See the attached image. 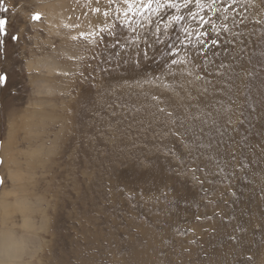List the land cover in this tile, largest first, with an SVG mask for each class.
<instances>
[{"label":"rangeland","instance_id":"obj_1","mask_svg":"<svg viewBox=\"0 0 264 264\" xmlns=\"http://www.w3.org/2000/svg\"><path fill=\"white\" fill-rule=\"evenodd\" d=\"M2 1L0 264H264V0Z\"/></svg>","mask_w":264,"mask_h":264},{"label":"trees","instance_id":"obj_2","mask_svg":"<svg viewBox=\"0 0 264 264\" xmlns=\"http://www.w3.org/2000/svg\"><path fill=\"white\" fill-rule=\"evenodd\" d=\"M6 12H7V8H6V5H5V3L2 1V0H0V19H8V16L6 15ZM13 33H16L15 31H12L11 32V38L13 39ZM6 35V34H8V31L6 32H4L3 34H0V35ZM9 41H11V40H0V52L2 51V52H5V53H7V43L9 42ZM0 105H1V98H0Z\"/></svg>","mask_w":264,"mask_h":264},{"label":"snow or ice","instance_id":"obj_3","mask_svg":"<svg viewBox=\"0 0 264 264\" xmlns=\"http://www.w3.org/2000/svg\"><path fill=\"white\" fill-rule=\"evenodd\" d=\"M126 2H127V0H126ZM152 2H153V0H148V5L150 6ZM155 2L159 6V0H155ZM197 3L199 4L200 0H197ZM168 6L169 7H176L175 3H172V2H169ZM32 18L33 19H39V16L34 15ZM174 19H180V17H174ZM5 24H6V21L4 19H0V34H3L5 32V28H4ZM197 35H199V33ZM13 39H15V37H13ZM213 43H215V41ZM5 80H6V77L0 75V83H4ZM2 182H3L2 179H0V183H2Z\"/></svg>","mask_w":264,"mask_h":264},{"label":"bare ground","instance_id":"obj_4","mask_svg":"<svg viewBox=\"0 0 264 264\" xmlns=\"http://www.w3.org/2000/svg\"><path fill=\"white\" fill-rule=\"evenodd\" d=\"M2 235H5L6 236V234H2ZM8 237V236H7ZM9 238V237H8ZM5 240V239H4ZM13 242V241H12ZM3 248H4V243L3 242H1V248H0V253H2V251H3ZM8 248H9V246H8ZM1 257V256H0ZM7 257V256H6Z\"/></svg>","mask_w":264,"mask_h":264}]
</instances>
